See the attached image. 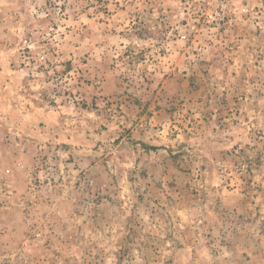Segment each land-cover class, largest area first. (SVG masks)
Masks as SVG:
<instances>
[{
    "label": "rangeland",
    "instance_id": "1",
    "mask_svg": "<svg viewBox=\"0 0 264 264\" xmlns=\"http://www.w3.org/2000/svg\"><path fill=\"white\" fill-rule=\"evenodd\" d=\"M0 264H264V0H0Z\"/></svg>",
    "mask_w": 264,
    "mask_h": 264
}]
</instances>
